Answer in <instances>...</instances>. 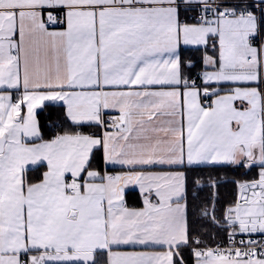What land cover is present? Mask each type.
I'll return each mask as SVG.
<instances>
[{
	"label": "snow or ice",
	"instance_id": "obj_1",
	"mask_svg": "<svg viewBox=\"0 0 264 264\" xmlns=\"http://www.w3.org/2000/svg\"><path fill=\"white\" fill-rule=\"evenodd\" d=\"M0 264H264V0H0Z\"/></svg>",
	"mask_w": 264,
	"mask_h": 264
}]
</instances>
